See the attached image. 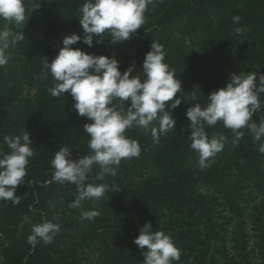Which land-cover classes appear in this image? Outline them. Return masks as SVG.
<instances>
[{
	"label": "trees",
	"instance_id": "16d2710c",
	"mask_svg": "<svg viewBox=\"0 0 264 264\" xmlns=\"http://www.w3.org/2000/svg\"><path fill=\"white\" fill-rule=\"evenodd\" d=\"M84 3L24 0L23 32L27 36L31 30L40 39L31 37L32 43L22 45L19 68L0 67V147L10 152L3 137L28 131L34 149L16 192L23 198L21 204L0 202V264H144L142 250L133 241L148 222L154 231L169 235L180 250L181 259L173 264H258L247 251V235L240 237L237 257L226 252L232 224L244 221L250 209L264 264V154L258 151L264 138L254 141L250 131L242 129L243 138L233 145L232 131L221 122L205 125L209 138L224 135L227 140L202 171L199 154L190 147L186 116L188 107L196 103L206 107L207 97L226 87L232 73L264 75V0H153L142 29L130 40L113 45L105 36L103 43L94 41L91 48L82 42L73 45L96 56L115 53L121 73L135 64L133 75L144 79L142 66L152 41L162 44L165 62L182 84L176 98L183 101L170 109L176 127L161 135L159 144L143 128L126 130L124 135L139 143L140 155L123 159L116 175L102 181L96 179L100 169L94 166L87 183H104L110 190L99 200L71 208L77 187L53 181L51 161L62 147L71 149L73 159L90 154L84 125L91 121L77 114L70 93L50 95L55 81L43 65L46 58L51 63L58 55L63 36H83ZM234 16L241 17L238 25ZM5 22L0 20V30L6 28ZM8 25L20 32L14 23ZM235 27L243 32L234 33ZM261 115L264 112L253 116L257 124ZM152 126L158 127V121ZM260 199L261 206L256 204ZM92 210L99 212L93 220L81 218L82 212ZM45 220L58 223L60 231L51 244L40 241L33 247L27 242L32 226Z\"/></svg>",
	"mask_w": 264,
	"mask_h": 264
},
{
	"label": "clouds",
	"instance_id": "9594fccd",
	"mask_svg": "<svg viewBox=\"0 0 264 264\" xmlns=\"http://www.w3.org/2000/svg\"><path fill=\"white\" fill-rule=\"evenodd\" d=\"M153 0H85L80 9V25L83 36L76 33L62 37L58 55L43 68L49 71L55 85L49 88L53 97L70 93L74 109L80 117L91 123L84 125L88 135L90 154L79 159L72 158V151L62 147L54 154L51 166L54 169L52 180L58 184L71 183L77 187V196L71 208H79L82 201L99 200L110 190L107 184L87 183L94 166L100 171L97 180L105 176H115L123 159L138 157L141 148L136 140L127 138L124 133L133 127L143 128L145 135L150 134L154 144H159L160 136L166 135L176 127V119L171 110L182 103L176 98L182 90L176 71L165 62L163 45L152 41L142 66L144 79L133 75L135 64L121 73L120 62L113 53L109 56L88 54L73 45L83 43L89 48L101 44L105 36L110 37L113 45H119L132 38L142 29L145 12ZM40 6H38L39 8ZM26 19L24 0H0V20L14 23L20 27ZM241 17L234 16L233 23L239 24ZM234 33L243 32L235 27ZM25 39L24 32H14L9 28L0 30V67L9 61L8 49ZM186 43H189L186 41ZM140 72V73H141ZM192 100H196L194 92ZM264 75L257 72L230 75L226 87L212 92L207 106L199 103L187 109L186 116L191 128L190 147L199 154V168L203 171L211 166L210 158L221 152L227 138L214 135L209 138L205 125L214 127L218 122L233 133V145L244 136L242 129L252 134L254 141L264 138V115L259 124L253 120L258 112H264ZM170 102V103H169ZM125 104L127 109L125 110ZM158 121V127L152 126ZM3 143L10 152L0 147V202H11L18 206L22 197L17 196V188L23 185L27 166L34 156L32 140L28 131L20 135H5ZM264 154V143L258 146ZM98 211L82 212V219L93 220ZM60 231L58 223L45 220L32 226L27 242L35 247L40 241L51 244ZM133 243L142 250L144 264H173L181 259L180 250L172 238L163 231H154L151 222L145 224ZM147 251H143L144 249Z\"/></svg>",
	"mask_w": 264,
	"mask_h": 264
},
{
	"label": "rangeland",
	"instance_id": "374dc122",
	"mask_svg": "<svg viewBox=\"0 0 264 264\" xmlns=\"http://www.w3.org/2000/svg\"><path fill=\"white\" fill-rule=\"evenodd\" d=\"M7 25L6 28H9V22H5ZM20 32H23V24L20 26ZM27 36H25V39L23 41L18 42L15 46H10L8 49V54L10 56L9 61L4 67L6 69H17L20 67L21 59L23 58L22 55V45L26 46L29 42L32 43L31 37L39 38L37 34H32L31 30L26 33ZM40 39V38H39ZM27 93L34 94V91L27 90ZM262 199L258 200L256 203L257 205L261 206ZM253 211L250 209L249 214ZM254 213V212H253ZM248 216L245 218L244 221L236 220L230 228L229 236L227 237V244H226V252L229 256L237 257V253L241 247V235H247V251L250 253L251 259H253L254 262L261 264L260 256L258 254V240L257 235H259L258 226L255 225L252 220ZM255 214V213H254ZM222 252H225L223 248L219 249Z\"/></svg>",
	"mask_w": 264,
	"mask_h": 264
}]
</instances>
